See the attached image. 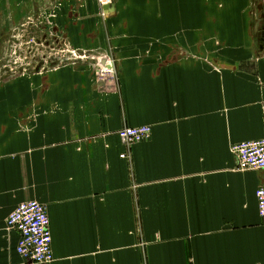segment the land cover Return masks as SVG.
Here are the masks:
<instances>
[{"label": "crops", "instance_id": "obj_1", "mask_svg": "<svg viewBox=\"0 0 264 264\" xmlns=\"http://www.w3.org/2000/svg\"><path fill=\"white\" fill-rule=\"evenodd\" d=\"M112 5L104 22L97 0H0L1 43L47 15L64 45L0 84V264H31L7 228L31 200L50 264H264V170L232 152L264 138V0ZM142 126L122 159L117 132Z\"/></svg>", "mask_w": 264, "mask_h": 264}, {"label": "built area", "instance_id": "obj_2", "mask_svg": "<svg viewBox=\"0 0 264 264\" xmlns=\"http://www.w3.org/2000/svg\"><path fill=\"white\" fill-rule=\"evenodd\" d=\"M101 14L105 16L104 7L113 0H97ZM152 135L150 126L124 127L117 136L126 147L127 152L121 155L128 158V150L134 145L148 140ZM241 166L247 169L264 170V138L241 142L232 149ZM258 210L264 220V187L256 192ZM8 230H16L20 239L17 253L31 264H50L54 261L52 233L47 207L37 200L21 203L7 218Z\"/></svg>", "mask_w": 264, "mask_h": 264}, {"label": "rangeland", "instance_id": "obj_3", "mask_svg": "<svg viewBox=\"0 0 264 264\" xmlns=\"http://www.w3.org/2000/svg\"><path fill=\"white\" fill-rule=\"evenodd\" d=\"M98 2V1H97ZM99 5V4H98ZM259 8V7H258ZM261 7L254 9L259 12V16L254 18V25L256 24V31H259L264 26V18H262ZM100 18L105 22L107 21L109 14H101ZM44 24L42 29L36 27V22L26 20L24 24H10L9 28H12L10 32L3 38H8L5 42H0V63L6 65V67H0V84L3 79L11 78L17 72V69L23 65V69L32 70L37 67V64L49 60L48 58L52 54L63 55L64 45L57 48H50V34H48V26L50 25V18L47 15L42 19ZM13 25H15L13 27ZM18 27V28H17ZM40 30V31H38ZM10 33V34H9ZM256 42H260V37L256 39ZM63 46V47H62ZM22 73L20 70L18 73ZM25 72V70H24ZM16 84L15 80L12 81Z\"/></svg>", "mask_w": 264, "mask_h": 264}, {"label": "water", "instance_id": "obj_4", "mask_svg": "<svg viewBox=\"0 0 264 264\" xmlns=\"http://www.w3.org/2000/svg\"><path fill=\"white\" fill-rule=\"evenodd\" d=\"M112 6H113L112 4L105 6V7H104V10L107 11V10H109L110 8H112Z\"/></svg>", "mask_w": 264, "mask_h": 264}]
</instances>
